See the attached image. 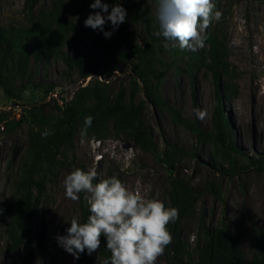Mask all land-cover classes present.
I'll use <instances>...</instances> for the list:
<instances>
[{"label":"rangeland","instance_id":"374dc122","mask_svg":"<svg viewBox=\"0 0 264 264\" xmlns=\"http://www.w3.org/2000/svg\"><path fill=\"white\" fill-rule=\"evenodd\" d=\"M138 1L149 12L151 30L135 12L130 22L135 33L127 37L131 45H155L163 76L161 83L152 84L155 94L206 132L214 131L218 100L214 77L206 66L210 61L208 51L213 38L226 45L223 84L228 92L223 100L240 154L232 155V166L220 156L214 143L200 138L148 97L149 89L136 82L131 72L134 59L117 61L104 68L102 75L87 79L81 77L77 67L67 65L64 57H74L78 50H91L94 30L85 27L84 21L100 11L90 8L94 0H0V25L7 29L50 24L56 35L60 30L58 19L67 24L53 54L32 59L31 77L16 83V97L8 98L0 86V114L4 113L7 121L25 118L12 131L0 125V264H74L75 258L59 246L56 237L66 235L70 227L67 221L73 217L82 221V206L87 204L85 193L80 194L79 201L65 196L63 180L76 168L95 169L98 179L116 175L129 187H135L139 180L143 186H150L149 198L161 200L165 207H170V193L176 182L187 184L200 195L196 208L177 229L168 226L173 241L156 264H197L198 248L211 239L217 228L239 241L246 260L260 256L256 237L264 227V167L254 166L250 159L264 161V0H213L215 10L222 13L221 19L212 21L204 47L195 51L181 50L178 43L173 48L172 41L158 35V0ZM87 87L112 103L121 96L128 104L142 105V123L152 135L156 151H145L126 135H119L114 123L111 135L103 140L77 133L73 146L63 150L49 173L46 189L36 190L39 219L46 228L44 246L40 247L32 235L29 245L14 254L9 250L7 230L14 221L16 183L30 148V132L39 122L60 116L56 102L61 106L72 104ZM92 96L89 104L97 102ZM197 108L207 111L203 121L195 115ZM95 259L104 262L98 255Z\"/></svg>","mask_w":264,"mask_h":264},{"label":"trees","instance_id":"16d2710c","mask_svg":"<svg viewBox=\"0 0 264 264\" xmlns=\"http://www.w3.org/2000/svg\"><path fill=\"white\" fill-rule=\"evenodd\" d=\"M76 1V0H72ZM111 7L119 3L127 11L126 22L116 30L107 22L104 31L112 32L110 37H105L99 29L94 30L91 50L83 53L78 50L74 57H64L70 67H77L82 78L87 79L95 75H102L103 69L110 67L115 62H128L131 64V72L136 82H141L147 90V95L156 103L170 112L179 122L191 128L200 138L214 143L220 156L233 164L232 155L240 154L241 149L236 145L233 137L232 122L225 112L223 71L226 64V45L213 38L211 48L208 51L210 61L208 70L212 73L217 88V105L214 112V131L206 132L192 122L183 118L169 101L157 96L152 84L162 81V74L158 68L159 59L155 45L148 43L143 45H131L127 37L128 33H135L131 27V18L135 12L151 30L148 10L138 0H102ZM105 16L108 13H103ZM60 30L54 35L50 24L35 28L7 29L0 25V86L4 89L8 98L16 97V83L30 78V64L32 59H42L53 54L55 44L61 40L67 24L58 19ZM114 69L110 70V74ZM55 90L54 87H51ZM94 91V90H92ZM89 88H83L77 100L69 105L61 106L56 102L60 116L54 120L39 122L36 130L29 135L30 148L27 151L20 178L16 183L18 196L14 199L16 206L14 221L7 230L9 238V250L17 254L22 247L29 245V239L35 236L38 245L43 247L46 240L45 223L40 221L36 203V190L43 192L46 189L47 178L52 169L58 163V158L64 149L73 146L77 133L85 137L103 140L111 135V123L119 135H126L145 151H156V144L152 135H149L142 123V105L137 106L123 101L120 96L114 103L99 94L93 93L97 102L89 104V98L93 97ZM236 93L233 90V93ZM156 97V98H155ZM92 116L90 127L85 126V117ZM7 116L0 114V125L4 124L8 131H12L22 125L25 118L18 121H7ZM49 131L51 135L43 137L42 133ZM248 156V155H246ZM250 163L259 167L264 161L250 159ZM232 169V167H231ZM231 169L228 172H231ZM200 195L194 194L187 184L174 183L170 193V207L179 210V219L172 224L177 229L179 224L196 208ZM90 215L88 205L82 206V221L85 222ZM106 240L101 237V247L91 255L85 253L75 259L74 264H105L110 260L111 253L106 249ZM256 247L260 256L248 261L244 257L243 249L239 241L234 240L223 228L213 231L212 237L202 247L198 248L199 262L197 264H264V227L256 237ZM98 255L104 262L96 261Z\"/></svg>","mask_w":264,"mask_h":264},{"label":"clouds","instance_id":"9594fccd","mask_svg":"<svg viewBox=\"0 0 264 264\" xmlns=\"http://www.w3.org/2000/svg\"><path fill=\"white\" fill-rule=\"evenodd\" d=\"M90 8L100 11L90 14L84 26L99 29L105 37L112 35L104 31L107 22L113 30L126 22L127 11L119 3L114 4L110 12L109 5L102 0H94ZM215 9L213 0H158V35L172 41L173 48L177 43L181 50L203 48L206 30L213 20L219 21L222 16ZM164 46L167 48L169 44ZM194 112L201 121L207 117L206 110L197 108ZM92 121V116L85 117V126L90 127ZM48 135L51 133L47 130L42 133L43 137ZM97 179L95 169L76 168L65 176L66 198L79 201L80 194L85 193L90 215L85 222L77 217L67 221L70 227L66 235L56 237L59 246L78 260L85 250L88 255L97 252L104 237L105 247L111 253L105 264H156L173 241L168 226L179 219V210L165 207L159 199L149 198L150 186H143L139 180L135 187H129L116 175L94 183Z\"/></svg>","mask_w":264,"mask_h":264},{"label":"bare ground","instance_id":"6f19581e","mask_svg":"<svg viewBox=\"0 0 264 264\" xmlns=\"http://www.w3.org/2000/svg\"><path fill=\"white\" fill-rule=\"evenodd\" d=\"M252 103L254 104V100H253V98H252ZM260 103H262V102H260ZM259 104V103H258ZM255 106V105H254ZM261 106V105H260ZM259 107V106H258Z\"/></svg>","mask_w":264,"mask_h":264}]
</instances>
